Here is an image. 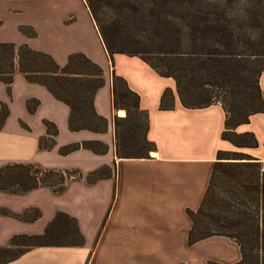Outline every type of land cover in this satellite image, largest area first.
<instances>
[{"label": "crops", "instance_id": "crops-1", "mask_svg": "<svg viewBox=\"0 0 264 264\" xmlns=\"http://www.w3.org/2000/svg\"><path fill=\"white\" fill-rule=\"evenodd\" d=\"M31 6L38 14L33 22L35 37L18 30L24 22L11 25L7 21L12 14H30ZM0 20V41L27 43L49 53L60 65L74 52H82L100 65L104 85L95 93L94 108L107 119L106 132L69 130V106L46 87L28 82L19 71L14 72L9 93L0 81V103H6L9 110L0 128V166L30 162L52 169H78L83 175L69 181L62 193H54L48 186L24 194L0 191V246L15 234L42 233L57 211L75 217L84 236L81 246H34L4 264L239 261L240 247L227 236L211 235L189 244V211L200 206L218 151H242L264 161V112L251 114L248 122L235 127L237 133L252 132L258 145L234 146L222 138L226 114L219 102L201 108L184 107L174 79L159 75L139 56L114 53L111 63L84 0H0ZM112 72L139 95V108L147 113L145 136L152 144L147 155L118 157L115 153L114 118L126 113L112 105ZM259 85L264 97V74ZM165 90L172 92L169 108L160 107ZM31 98L39 101L33 113L26 107ZM43 119L58 128L56 144L49 150L38 148V139L46 134ZM87 140H99L108 150L98 154L79 148L65 155L58 153L61 145ZM102 166L110 168V175L86 183L85 175ZM30 208L38 209L40 217L27 221L1 212L5 209L20 214Z\"/></svg>", "mask_w": 264, "mask_h": 264}, {"label": "trees", "instance_id": "trees-1", "mask_svg": "<svg viewBox=\"0 0 264 264\" xmlns=\"http://www.w3.org/2000/svg\"><path fill=\"white\" fill-rule=\"evenodd\" d=\"M104 47L113 63L114 53L139 56L159 75L172 77L180 102L187 108H201L214 103L223 107L226 119L222 138L237 147H256L252 132L237 133L235 127L246 123L251 114L264 112V97L259 77L264 74V0H84ZM237 1L251 3L240 12L229 5ZM107 14H113L109 18ZM1 23V20H0ZM128 23L146 25L156 41L157 56H145L138 44L149 38L124 30ZM138 23V24H136ZM132 24V25H133ZM141 28V27H140ZM18 30L29 37L37 35L32 25L20 24ZM125 32L131 47L124 45ZM135 46H134V44ZM148 55V54H147ZM15 71L28 82L37 83L69 106L68 128L106 132L107 119L94 108L96 91L104 85L103 70L82 52L68 55L60 65L49 53L34 49L27 43L0 41V81L8 93ZM112 105L125 109L124 117H115L114 126L128 122L131 116L144 117V142L147 113L139 108V95L125 80L112 72ZM131 98L133 103H126ZM172 92L165 90L161 108H169ZM39 101H26L33 113ZM9 114L7 104L0 103V128ZM46 134L38 139L40 150L56 144V124L43 119ZM26 129L28 127L21 122ZM133 126L137 127L134 122ZM127 132L131 127L127 126ZM79 148L103 154L108 146L99 140L68 143L58 148L65 155ZM118 157L144 154L115 151ZM148 153V152H147ZM147 155V154H145ZM110 175L102 166L85 175L88 184ZM78 169L60 170L30 162H8L0 166V191L24 194L36 187L48 186L62 193L68 182L80 179ZM3 214L32 221L40 217L38 209L20 214L2 209ZM32 212V213H31ZM31 213V214H30ZM192 226L188 243L211 235H223L240 247L241 259L232 264H264V161L242 151H218L207 190L196 211H189ZM84 236L75 217L57 211L40 234H15L0 246V264L16 259L34 246H81ZM207 264H223L209 260Z\"/></svg>", "mask_w": 264, "mask_h": 264}, {"label": "rangeland", "instance_id": "rangeland-1", "mask_svg": "<svg viewBox=\"0 0 264 264\" xmlns=\"http://www.w3.org/2000/svg\"><path fill=\"white\" fill-rule=\"evenodd\" d=\"M251 3H247L244 1H237L235 3H232L229 5V8L233 12H240L244 7L250 5ZM30 14H12L9 18H7V21H9V24H14L16 21H22L24 24H30L33 26V22L37 21L38 14H35L36 7L31 6ZM109 18H114L115 16L113 14H107ZM133 24V23H132ZM128 23V25L124 28V30H129L130 32H136L140 35H147L149 38L143 39L138 46L142 47L143 50L146 52L145 56H150L152 58H156L157 56L154 54L155 45L152 43L153 41H156L155 37L151 34V31H147L146 25H136V27L133 28L134 24ZM138 24V23H136ZM141 27V28H140ZM123 38V43L126 47H131L128 38L126 37L127 33L125 32ZM153 40L152 42L149 41ZM133 43V42H132ZM134 44V43H133ZM135 46V44H134ZM148 54V55H147ZM126 103L129 104L133 103V100L131 98H128L125 100ZM125 110V109H124ZM126 113V111H125ZM117 118V117H116ZM134 122L137 123V127L133 126ZM145 120L143 116H139V118L134 116H131L128 122H120L118 126H113V132H112V139L114 141L115 151L119 150L120 152L128 151V153H138V154H147L148 149L150 147V144H146L144 148L141 147V142H144V124ZM131 127V131H126L127 126ZM116 153V152H115ZM32 213V212H31ZM30 213V214H31Z\"/></svg>", "mask_w": 264, "mask_h": 264}, {"label": "bare ground", "instance_id": "bare-ground-1", "mask_svg": "<svg viewBox=\"0 0 264 264\" xmlns=\"http://www.w3.org/2000/svg\"><path fill=\"white\" fill-rule=\"evenodd\" d=\"M121 112V111H120ZM121 113H123V112H121Z\"/></svg>", "mask_w": 264, "mask_h": 264}]
</instances>
